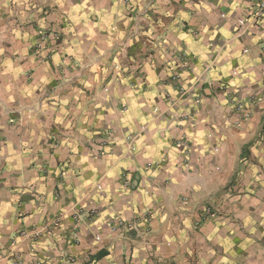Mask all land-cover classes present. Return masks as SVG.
I'll return each instance as SVG.
<instances>
[{
	"label": "crops",
	"instance_id": "obj_1",
	"mask_svg": "<svg viewBox=\"0 0 264 264\" xmlns=\"http://www.w3.org/2000/svg\"><path fill=\"white\" fill-rule=\"evenodd\" d=\"M257 2L0 0V264H264Z\"/></svg>",
	"mask_w": 264,
	"mask_h": 264
},
{
	"label": "rangeland",
	"instance_id": "obj_2",
	"mask_svg": "<svg viewBox=\"0 0 264 264\" xmlns=\"http://www.w3.org/2000/svg\"><path fill=\"white\" fill-rule=\"evenodd\" d=\"M36 45L39 52H34V56L39 62H46L54 54V50L49 51L48 48H53L58 45V38L53 32H41L38 38V43Z\"/></svg>",
	"mask_w": 264,
	"mask_h": 264
},
{
	"label": "built area",
	"instance_id": "obj_3",
	"mask_svg": "<svg viewBox=\"0 0 264 264\" xmlns=\"http://www.w3.org/2000/svg\"><path fill=\"white\" fill-rule=\"evenodd\" d=\"M253 20H255L256 22L258 21L260 24H262L261 26L264 29V2H257V6L255 9ZM241 23L242 22H240V24ZM178 60L181 63V68H185L189 62V60L184 55H178ZM239 109L240 108H237V110H239ZM247 116H248V114H246L245 117H247ZM128 227H130V226H128ZM121 228L122 229L124 228V224L121 221H118L111 226L112 231H116V230L121 229ZM39 234H40V232L35 231L33 233V237L37 238L39 236ZM67 260L69 262L72 261L70 258H68ZM14 264H20V262L17 261V262H14Z\"/></svg>",
	"mask_w": 264,
	"mask_h": 264
}]
</instances>
